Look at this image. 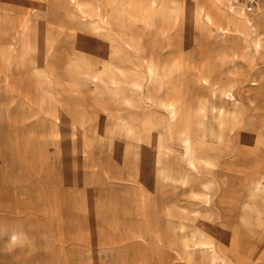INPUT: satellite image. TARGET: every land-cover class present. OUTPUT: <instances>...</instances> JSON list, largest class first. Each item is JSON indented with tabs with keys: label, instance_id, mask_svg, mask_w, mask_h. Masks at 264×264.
<instances>
[{
	"label": "rangeland",
	"instance_id": "obj_1",
	"mask_svg": "<svg viewBox=\"0 0 264 264\" xmlns=\"http://www.w3.org/2000/svg\"><path fill=\"white\" fill-rule=\"evenodd\" d=\"M151 1L0 0L11 264H264V14ZM211 15L254 38L211 49Z\"/></svg>",
	"mask_w": 264,
	"mask_h": 264
},
{
	"label": "crops",
	"instance_id": "obj_2",
	"mask_svg": "<svg viewBox=\"0 0 264 264\" xmlns=\"http://www.w3.org/2000/svg\"><path fill=\"white\" fill-rule=\"evenodd\" d=\"M177 1H156L153 0L151 1V6H153V8H170L171 9V4L176 3ZM215 1H210V3L208 5L205 6H209L211 4H215ZM240 8V7H239ZM255 9H259L262 10L263 14H264V6L262 4H260L257 0L256 3V8H254L253 10L249 11V17L252 19L254 18V12L256 11ZM248 12V11H247ZM154 13L156 14V11H154ZM164 14V17H167V14L169 15V18L173 17V10H164L162 12ZM253 13V14H252ZM230 18V19H229ZM157 19V18H155ZM238 21V22H237ZM209 22V23H208ZM235 24V25H234ZM238 24V25H237ZM236 25L239 29H242V26H248L247 23L243 22L242 19H240L239 17H226V16H221V17H212L209 16L208 19H206L205 21L201 22V27L204 30L205 34L207 35L208 38H210L212 41L211 42V49L214 48V43L213 40L214 39H218V41L220 42V45L224 46L226 48L227 52H232L236 53L238 50L236 48H234L235 40H241L244 41L246 39V37L249 39H253L254 37H252L251 35H253V32L251 30H244L243 32L241 30H237ZM252 27H250L251 29ZM208 31V32H207ZM162 32V31H161ZM264 32V31H263ZM228 43V44H227ZM234 44V46H233ZM241 49H247L243 46H241L239 48V50ZM255 49V48H254ZM11 231H22L25 233L26 235V241L21 244V245H13L10 242H8L6 236L3 238H0V264H11L10 262V257L12 254V248L13 247H18L19 250H21L20 253V258H27V251H28V237L26 234V229L24 230L23 228H14V229H8L6 232H2L0 230V233H10ZM12 257V256H11Z\"/></svg>",
	"mask_w": 264,
	"mask_h": 264
},
{
	"label": "clouds",
	"instance_id": "obj_3",
	"mask_svg": "<svg viewBox=\"0 0 264 264\" xmlns=\"http://www.w3.org/2000/svg\"><path fill=\"white\" fill-rule=\"evenodd\" d=\"M13 245H21L26 241V235L22 231H11L10 233H0V238L5 237Z\"/></svg>",
	"mask_w": 264,
	"mask_h": 264
},
{
	"label": "bare ground",
	"instance_id": "obj_4",
	"mask_svg": "<svg viewBox=\"0 0 264 264\" xmlns=\"http://www.w3.org/2000/svg\"><path fill=\"white\" fill-rule=\"evenodd\" d=\"M208 16V15H207ZM207 19H208V17H207ZM209 23V22H208ZM208 32V31H207ZM261 107V106H260ZM189 168V167H188Z\"/></svg>",
	"mask_w": 264,
	"mask_h": 264
}]
</instances>
